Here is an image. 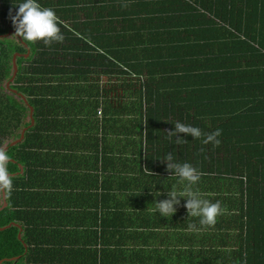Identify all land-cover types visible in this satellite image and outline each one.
I'll return each instance as SVG.
<instances>
[{
    "label": "trees",
    "instance_id": "16d2710c",
    "mask_svg": "<svg viewBox=\"0 0 264 264\" xmlns=\"http://www.w3.org/2000/svg\"><path fill=\"white\" fill-rule=\"evenodd\" d=\"M0 1L11 15L20 2ZM39 2L54 10L62 42L29 44L14 36L12 26L0 25V88L11 82L14 55L21 54L15 80L6 86L11 91L6 105L18 119L14 129L21 130L31 108L35 123L45 116L40 106L48 92H73L74 108L81 113L94 108L101 131L119 108L132 106L133 121L135 110H142L147 155L153 146L157 156L171 153L174 162L190 163L202 174L196 188L224 209L214 226H200L181 200L178 215L198 229L192 230L193 241L201 229L208 236V249L190 264H264V0ZM9 30L16 39L5 45L1 35ZM122 120L112 122L111 130L128 139ZM175 122L203 134L219 129L221 142L204 145L202 136L177 143L169 134ZM18 131L14 139L20 138ZM5 134L0 148L9 154L11 177L25 146L7 144ZM5 193L0 262L11 264V257L25 256L26 247L11 226L18 218L11 214V191ZM2 201L0 192V209Z\"/></svg>",
    "mask_w": 264,
    "mask_h": 264
},
{
    "label": "crops",
    "instance_id": "0c3cea01",
    "mask_svg": "<svg viewBox=\"0 0 264 264\" xmlns=\"http://www.w3.org/2000/svg\"><path fill=\"white\" fill-rule=\"evenodd\" d=\"M59 94L45 93V116L35 123L30 109L21 130L5 140L11 144L24 134L22 163L15 161L11 175V214L18 218L11 226L26 253L11 257V264H190L200 258L209 247L206 230L193 241L178 210L172 218L153 212L176 184L164 156L153 146L147 155L143 111L135 110L133 121L132 106L121 107L101 131L94 108L81 113L73 92ZM119 119L128 125V139L111 130Z\"/></svg>",
    "mask_w": 264,
    "mask_h": 264
},
{
    "label": "clouds",
    "instance_id": "9594fccd",
    "mask_svg": "<svg viewBox=\"0 0 264 264\" xmlns=\"http://www.w3.org/2000/svg\"><path fill=\"white\" fill-rule=\"evenodd\" d=\"M14 6L16 11L11 16V22L15 29V37L29 44L43 43L45 46L64 40L58 17L53 9L43 7L39 0H20ZM173 125L174 129L169 134L176 137L177 143L185 142V137L198 139L202 136L201 143L204 145L218 146L221 142L218 139L221 135L219 129L203 134L198 127L190 124L175 122ZM160 160L166 164V170L171 173L170 177H175L181 187L177 189L173 186L169 189L167 199L157 200L154 203L153 212L158 213L162 218H172L183 199V206L189 217L197 218L200 226H214L217 218L224 213V209L219 200L213 202L205 198V194L196 188L202 174L188 162H174L171 153ZM9 163L8 152L0 148V188L10 192L13 190V182L8 170ZM156 193L162 195L159 191H153L155 196ZM188 229L198 230L195 224H189Z\"/></svg>",
    "mask_w": 264,
    "mask_h": 264
},
{
    "label": "rangeland",
    "instance_id": "374dc122",
    "mask_svg": "<svg viewBox=\"0 0 264 264\" xmlns=\"http://www.w3.org/2000/svg\"><path fill=\"white\" fill-rule=\"evenodd\" d=\"M5 13L7 14V16H4ZM0 15H1L0 16V25L2 26V28H7V27H11V26L13 27L12 22H11V16H12L11 15V8H8L5 5H3L2 1H0ZM10 32H12V31L9 30L8 33H10ZM11 36L12 35L10 34L7 37H5V39H3V41H4L3 43L5 45L11 43V38H15V37H13V36L11 37ZM14 41H17V40H14ZM20 64H21V62H20ZM24 65L26 66L27 63H25ZM19 67L22 68V66H20V65H19ZM7 84H8V82L4 81L3 85L0 88V126H1L0 136L6 132L5 138H4L5 140L7 139V137H10L11 130L12 131L15 130L14 128H15L17 121H18V119L13 120V118H11V107H8L6 105L8 102L7 98L10 97L9 93H11V91H8L6 89ZM24 97L26 98V96H24ZM17 142H18V140H17Z\"/></svg>",
    "mask_w": 264,
    "mask_h": 264
},
{
    "label": "water",
    "instance_id": "95a60500",
    "mask_svg": "<svg viewBox=\"0 0 264 264\" xmlns=\"http://www.w3.org/2000/svg\"><path fill=\"white\" fill-rule=\"evenodd\" d=\"M11 33V32H10ZM9 33V34H10ZM18 55H21V54H15L14 55V58H13V69H14V73H13V77H12V79H11V82H13L14 80H15V77H16V75H17V73H18V65H17V58H18ZM11 82H9L8 84H7V87H9V85H10V83ZM23 99L26 101V98L25 97H23ZM33 112H32V108H31V117H33V114H32ZM24 139V134H22V136H21V138L18 140V142L17 141H15L14 143H12V145L14 146V145H16V144H18L19 142H21L22 140ZM2 190H3V197H4V201H5V190L2 188ZM7 206V203L5 202V204H4V206L0 209V210H2L4 207H6ZM0 264H2V262H0Z\"/></svg>",
    "mask_w": 264,
    "mask_h": 264
},
{
    "label": "flooded vegetation",
    "instance_id": "af4514ba",
    "mask_svg": "<svg viewBox=\"0 0 264 264\" xmlns=\"http://www.w3.org/2000/svg\"><path fill=\"white\" fill-rule=\"evenodd\" d=\"M10 34H11V33H10ZM10 34H8V35H10ZM8 35H1V37H2V38H3V37H7ZM2 38H1V39H2Z\"/></svg>",
    "mask_w": 264,
    "mask_h": 264
}]
</instances>
